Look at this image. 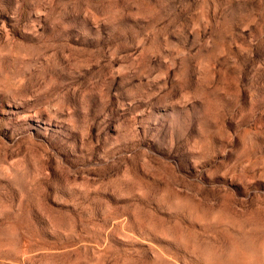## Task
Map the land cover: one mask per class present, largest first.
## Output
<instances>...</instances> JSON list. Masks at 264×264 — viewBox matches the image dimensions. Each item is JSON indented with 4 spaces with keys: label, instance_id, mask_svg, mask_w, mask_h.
Masks as SVG:
<instances>
[{
    "label": "rangeland",
    "instance_id": "1",
    "mask_svg": "<svg viewBox=\"0 0 264 264\" xmlns=\"http://www.w3.org/2000/svg\"><path fill=\"white\" fill-rule=\"evenodd\" d=\"M0 264H264V0H0Z\"/></svg>",
    "mask_w": 264,
    "mask_h": 264
}]
</instances>
